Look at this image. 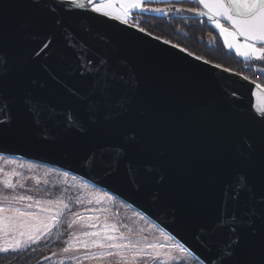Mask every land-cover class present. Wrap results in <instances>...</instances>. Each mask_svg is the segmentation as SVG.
Wrapping results in <instances>:
<instances>
[{
    "label": "water",
    "instance_id": "water-1",
    "mask_svg": "<svg viewBox=\"0 0 264 264\" xmlns=\"http://www.w3.org/2000/svg\"><path fill=\"white\" fill-rule=\"evenodd\" d=\"M58 2L40 0L37 8L31 0H0L12 32L11 41L0 46V65H9L11 74L21 77L22 90L49 105L54 118L28 137H0V156L52 168L113 196L187 247L200 264L215 255L209 247L215 245L223 250L214 261L220 264L228 235L209 236L216 233L221 191L240 171L230 162L248 143L258 142L248 136L261 127L264 89L138 27L94 13L91 6L76 9L65 2L57 9ZM175 16L203 20L187 10ZM220 22L231 30L227 21ZM86 57L95 63H85ZM97 72L117 81L100 113L87 107L96 100L87 74ZM73 119L83 120L85 128L70 129ZM126 120L151 126L153 142L146 151L147 133L123 127ZM89 127L110 134H85ZM130 140L142 162L132 155L137 162L122 161L112 175L95 166L100 151ZM208 160L216 162L211 172ZM194 183L207 193L195 205L185 194Z\"/></svg>",
    "mask_w": 264,
    "mask_h": 264
},
{
    "label": "snow or ice",
    "instance_id": "snow-or-ice-1",
    "mask_svg": "<svg viewBox=\"0 0 264 264\" xmlns=\"http://www.w3.org/2000/svg\"><path fill=\"white\" fill-rule=\"evenodd\" d=\"M31 2L37 8L41 7L40 0H31ZM65 2L75 6L76 9H85L86 6H91L92 12L121 20L123 23H127L131 9L149 10L142 7L141 0H101L100 3H95L94 0H60L55 7L62 8ZM197 3L206 9L209 19L213 21L223 37L226 47L234 48L236 54L244 57L245 60L264 61V0H197ZM151 10L163 11L162 9ZM182 10L177 9V11ZM187 11L196 15L204 14L196 12L195 9H187ZM220 18L228 22L231 30L220 22ZM55 23L60 24L61 21L57 19ZM140 30L143 31V29ZM238 37H243V41H240ZM11 39L9 20L0 10V46L10 42ZM85 63L94 64L95 62L90 57H86ZM225 70L227 71V69ZM81 74L84 75V73ZM87 75L91 92L96 97L93 104L87 105V107L90 111L100 113L106 99L116 87L117 81L114 78L110 79L107 75L101 78L99 72ZM244 79L247 80L248 77H244ZM256 87L259 89L261 85L258 84ZM128 90L134 91L131 82L128 84ZM124 111H130V108L124 107ZM53 119L49 112V105L35 98L34 93L24 92L21 77L12 75L9 65H0V137L8 134L28 137L40 125L49 127L53 123ZM258 122L261 124L259 130L253 129L252 135L248 136L249 140L252 139V136H256L258 142L248 143L247 147L240 151L238 158L230 162L232 167L240 171L237 178L221 191L220 214L213 222L216 233L209 236V239L212 240L217 239L222 232H226L228 235V240L225 242L227 256L221 259L220 264H264V109L259 112ZM67 125L70 129L85 128L83 120L73 119L67 122ZM122 126L133 130L137 128L145 130L148 135L145 151L151 146L153 136L150 125L135 120H126L122 122ZM90 132L100 135L110 134V130L106 128L93 129L89 127L85 134ZM111 147V152L100 151L95 158V166L100 167L109 175L118 169L122 161L136 163L137 161L130 159L132 155H137L141 162L143 160V155L137 151L134 140L128 141L127 144L117 143ZM214 167H216V162L212 160L206 162L207 172H211ZM138 171L145 180L150 179V174L144 172L142 168H138ZM5 175L19 176V173L12 172ZM0 183L6 190H14L17 184L20 187L24 186L20 181H17V184L12 183L10 178L2 180ZM185 194L193 205L207 195L199 183L188 186L185 189ZM25 200L32 201L33 197L30 195L4 196L3 202H0V233L7 237L18 232L20 237L17 238L13 235L12 239H5L4 243L0 244V253L19 255L31 244L39 242L53 227L52 223H43L35 232L21 231L20 229L27 221H21L19 218L38 219L36 213L14 207L15 203ZM4 202L7 207L4 206ZM35 204L40 206L41 213L51 211L46 205H60L55 215L48 217L50 221H58L63 211L69 208L68 204L63 203L62 200L43 202L36 200ZM25 207L31 209L33 204L29 203ZM5 212H9L11 215H3ZM89 219L92 218L89 217ZM74 222L69 223L68 227L71 228ZM89 226L95 227V224ZM108 229L109 226L105 224V233ZM111 229L116 231V226L112 225ZM83 235L96 238L84 241V247L101 249L99 253H93L89 258L119 257L121 264H134L136 255L143 252L144 248L162 247V245L155 244L140 247V241L127 240L123 233L119 236L109 234L102 236L100 231H95L84 232ZM25 236L27 238L23 239ZM71 247L70 241L68 247H65L63 251L67 253ZM174 247L181 252L188 253V248L183 244H177ZM209 247L215 251V255L205 258V264H214L216 258L223 255V250L218 249L215 245H209Z\"/></svg>",
    "mask_w": 264,
    "mask_h": 264
},
{
    "label": "rangeland",
    "instance_id": "rangeland-1",
    "mask_svg": "<svg viewBox=\"0 0 264 264\" xmlns=\"http://www.w3.org/2000/svg\"><path fill=\"white\" fill-rule=\"evenodd\" d=\"M181 1L184 0H141L142 7L149 10L141 11L140 9H131L127 24L139 28L141 20L145 15L163 16L166 18L175 16L176 13L181 12L177 11V9H189V7L186 8L175 3ZM189 1L194 2L193 0H187V2ZM117 7H119L118 4ZM151 9H162L163 11L157 12L152 11ZM197 10L196 12H202L199 9ZM198 16L207 22L208 26L214 31L213 34L218 36L227 51L234 53L237 58L247 62H263L255 61L254 59L245 60L244 57L238 56L234 48L229 49L225 46L224 39L220 35L219 30L216 29L213 21L210 20L205 13ZM119 21L121 22V20ZM182 25L185 26L187 24L180 23L176 28L178 32L184 31ZM209 39L211 40V38ZM0 169H2V171H0V181L10 178L14 184H17V181H20V183L24 185L23 187H20L19 184H17L14 190H6L3 188V184L0 183V202H3L4 196L30 195L33 197L32 201L25 200L14 204V207L36 213L38 217V219L27 217L19 218L21 221H27L24 227L20 230L25 233H30L37 231L43 223L53 224V227L39 242L31 244L29 247L36 246V244L47 240L61 222L66 218L68 219L65 220V223L63 224L66 225L67 235L62 240L61 248L45 258L44 264H121L119 257L105 256L89 258L91 254L99 253L101 249L84 247V241L96 238L86 237L83 233L95 231H100L102 236L105 234L119 236L123 233L127 240L140 241V247L148 244L162 245V247H157L155 249L144 248L143 252L136 255L134 264H175L188 262L191 259H194L189 253L181 252L179 249L175 248L174 246L179 243L153 225L145 217L122 204L113 196L76 177L60 171H55L51 168L38 167L33 163L5 156H0ZM12 172L19 173V176L9 177L5 175L11 174ZM36 200L42 202L47 200H62L63 203L68 204L69 208L63 211L58 221H50L48 217L54 216L60 205H46L51 211L41 213L40 206L35 204ZM29 203L33 204L31 209L25 207ZM4 206L7 207L6 202H4ZM3 215L7 216L11 215V213L5 212ZM81 217L83 219H80ZM89 217L92 219H89ZM73 221L75 222L72 223V227L69 228L68 224ZM91 224H95V227H90L89 225ZM105 224L109 226L107 233H105L104 230ZM112 225L116 226V231H112ZM13 235L20 238L18 232L7 237L0 233V244H3L5 239H12ZM26 238V236L23 237V239ZM70 241L72 247L66 253L63 249L68 247Z\"/></svg>",
    "mask_w": 264,
    "mask_h": 264
},
{
    "label": "trees",
    "instance_id": "trees-1",
    "mask_svg": "<svg viewBox=\"0 0 264 264\" xmlns=\"http://www.w3.org/2000/svg\"><path fill=\"white\" fill-rule=\"evenodd\" d=\"M175 3L182 5L183 7H189L193 2H187V0H184ZM180 23L187 24L185 26L182 25V29L184 30L182 32H178L176 29ZM139 28L154 37L181 47L190 54L211 64L219 65L222 68L244 75L245 77H248L251 67L255 65L261 66L260 62H247L237 58L234 53L227 51L218 36L213 34L214 31L210 26H208L204 20L202 22L199 18H186L179 16L166 18L163 16L145 15L141 20ZM209 38H211L212 41ZM262 85H264V80L262 81ZM34 165L45 167L38 164ZM65 220L68 219L66 218ZM65 220L61 222L47 240L36 244V246H31L25 249L21 254H0V264H44V259L62 246V240L67 235L66 225H63ZM175 264L200 263L195 259H191L188 262Z\"/></svg>",
    "mask_w": 264,
    "mask_h": 264
},
{
    "label": "built area",
    "instance_id": "built-area-1",
    "mask_svg": "<svg viewBox=\"0 0 264 264\" xmlns=\"http://www.w3.org/2000/svg\"><path fill=\"white\" fill-rule=\"evenodd\" d=\"M248 79L254 82L256 85H261V88L264 89L262 81L264 80V67L255 65L250 68Z\"/></svg>",
    "mask_w": 264,
    "mask_h": 264
},
{
    "label": "flooded vegetation",
    "instance_id": "flooded-vegetation-1",
    "mask_svg": "<svg viewBox=\"0 0 264 264\" xmlns=\"http://www.w3.org/2000/svg\"><path fill=\"white\" fill-rule=\"evenodd\" d=\"M186 8H187V6H185ZM189 9H195V10H197V9H199L200 10V8L197 6V4L195 3V2H193L192 4H191V6H189ZM198 11V10H197ZM132 17V16H131ZM133 18V17H132ZM202 22H203V20H202ZM206 24H207V22H205ZM208 25V24H207ZM261 63V66H263L264 67V61L263 62H260Z\"/></svg>",
    "mask_w": 264,
    "mask_h": 264
}]
</instances>
